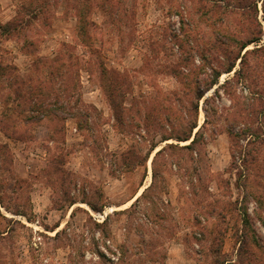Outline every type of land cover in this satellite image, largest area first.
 <instances>
[{
  "label": "rangeland",
  "instance_id": "1",
  "mask_svg": "<svg viewBox=\"0 0 264 264\" xmlns=\"http://www.w3.org/2000/svg\"><path fill=\"white\" fill-rule=\"evenodd\" d=\"M5 20L0 264H264V0H0Z\"/></svg>",
  "mask_w": 264,
  "mask_h": 264
},
{
  "label": "trees",
  "instance_id": "2",
  "mask_svg": "<svg viewBox=\"0 0 264 264\" xmlns=\"http://www.w3.org/2000/svg\"><path fill=\"white\" fill-rule=\"evenodd\" d=\"M3 27L6 28L7 25H0V28H3ZM7 28H8V27H7ZM245 46H246V45H241V48L244 49ZM231 70H232V66L229 67V68L227 69L226 72H230ZM218 77H219V72L214 71L211 80H209V82H208L207 85H206V88L203 89L201 92H199V94H198V99H200V98L203 97V95H204V93H205L206 90H208V89L212 88L214 85H216ZM17 96L19 97L20 94L17 93ZM20 97H21V96H20ZM20 97H19V98H20ZM112 97H113V94H112V93L106 94V98H107V100H108V102H109V106H110L111 110L113 111V115H114L115 121L118 122V123H120V122H121V121H120V120H121V119H120V114H121L122 112L117 113V111H116V110H117V109H116L117 107L115 106L114 101L111 100ZM195 108H197V107H195ZM38 112H39V111H38ZM40 113H42V112H40ZM53 116H55V115H53ZM7 118H8V117H6V119H7ZM37 118H38V117H37ZM59 118H60V117H59ZM38 119H39V118H38ZM195 127H196V125H195V123L193 122V123L191 124V126L189 127V129H187L186 131L182 132L180 135H177V136L174 137V138H175L177 141H180V142H186V141H188V140L190 139V137H191L192 130H193ZM0 128L2 129V131H3L4 133L8 134L7 132H9V131H7V129H6L5 127H0ZM11 133H12V132H11ZM12 134H14V133H12ZM9 136L11 137L10 134H9ZM171 138H173V137H162V141H166V140L171 139ZM194 143H195V139H193V140L191 141L190 145H191V144H194ZM168 147H169V148H174V146H172V145H168ZM184 148H185V149H190L189 146H186V147H184ZM154 149H155V145L152 146L151 151H153ZM160 152H161V150L157 151V152L155 153V156H157ZM120 155H121V154H120ZM153 178H154V173L152 174V180H153Z\"/></svg>",
  "mask_w": 264,
  "mask_h": 264
},
{
  "label": "crops",
  "instance_id": "3",
  "mask_svg": "<svg viewBox=\"0 0 264 264\" xmlns=\"http://www.w3.org/2000/svg\"><path fill=\"white\" fill-rule=\"evenodd\" d=\"M5 21H0V25H5ZM161 264H189V259L184 254L180 245L172 246L166 250Z\"/></svg>",
  "mask_w": 264,
  "mask_h": 264
},
{
  "label": "built area",
  "instance_id": "4",
  "mask_svg": "<svg viewBox=\"0 0 264 264\" xmlns=\"http://www.w3.org/2000/svg\"><path fill=\"white\" fill-rule=\"evenodd\" d=\"M97 216H99V215H97ZM101 219H102V217H101ZM102 249L105 250L103 247H102ZM106 256L110 261H113V262L118 261V252L117 253H111L110 255L106 254Z\"/></svg>",
  "mask_w": 264,
  "mask_h": 264
}]
</instances>
